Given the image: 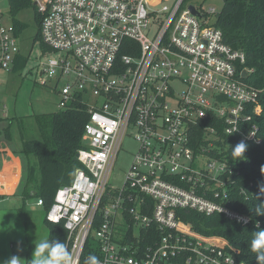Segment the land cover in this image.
Segmentation results:
<instances>
[{
  "label": "built area",
  "instance_id": "built-area-1",
  "mask_svg": "<svg viewBox=\"0 0 264 264\" xmlns=\"http://www.w3.org/2000/svg\"><path fill=\"white\" fill-rule=\"evenodd\" d=\"M31 1L50 49L40 85L62 83L60 109L80 100L89 115L81 182L60 188L46 214L63 226L73 264L86 248L100 264H244L226 239L186 220L193 212L252 223L229 206L235 180L227 139L262 144L264 89L250 83L246 54L214 26L219 12L199 0L160 9L147 0ZM2 19L0 11V69L11 72L19 36ZM200 126L205 145L196 153L191 136ZM129 133L139 149L116 189L109 179Z\"/></svg>",
  "mask_w": 264,
  "mask_h": 264
},
{
  "label": "trees",
  "instance_id": "trees-1",
  "mask_svg": "<svg viewBox=\"0 0 264 264\" xmlns=\"http://www.w3.org/2000/svg\"><path fill=\"white\" fill-rule=\"evenodd\" d=\"M224 4L216 16L214 26L224 35V41L235 50L242 51L247 57V66L252 70L250 83L264 89V0H223ZM14 18L21 11L35 5L31 0H8ZM38 31L36 40L43 53L50 49L44 45L40 37L42 16L35 12ZM16 35L19 36L24 26L15 22ZM27 60L18 56L13 71L23 69ZM41 139L24 140V170L20 196L23 207L19 212L26 214L27 202L43 200L45 212L44 225L49 231V239H59L65 243L66 232L61 225H54L46 220V214L52 206L56 192L72 183L74 177L69 173L81 168L74 162L75 156L84 148V127L89 119L88 109L82 101H75L66 110L53 114L34 116ZM262 128L263 142L260 146L248 145L244 156L233 160L231 148L239 143L235 136L227 141L233 146L228 152L233 161L235 185L229 188L230 208L246 214L252 219L250 225H239L220 215L210 217L190 212L187 221L192 222L195 230L207 236L223 237L238 251L237 257L244 264H257L256 253L250 249L253 233L257 225L264 229V215H256L255 208L261 203L257 194L264 185V112L257 121ZM192 148L200 153L204 148L202 127L193 131ZM242 189L245 191L243 194ZM33 194V195H32ZM27 209V210H26ZM30 212V210H28ZM91 252L86 248L81 264H85Z\"/></svg>",
  "mask_w": 264,
  "mask_h": 264
},
{
  "label": "rangeland",
  "instance_id": "rangeland-1",
  "mask_svg": "<svg viewBox=\"0 0 264 264\" xmlns=\"http://www.w3.org/2000/svg\"><path fill=\"white\" fill-rule=\"evenodd\" d=\"M147 1L149 7L160 9L164 5H173L176 0ZM198 4H202L205 11L213 8L220 12L224 1L199 0ZM0 11L4 24L14 25L17 21L24 26L19 35V47L21 56L27 60L26 66L12 72L0 69V148L17 152L22 149V141L41 139L34 116L53 114L61 110L57 92L62 83L55 88L54 82H49L44 87L38 81V72L43 68L41 64L46 62L42 55L47 53L42 52L40 43L36 40L37 7L32 6L21 11L14 18L8 0H0ZM138 149L139 144L134 134L129 133L123 140L122 150L110 175V187L121 189L124 186L126 174ZM22 207L23 202L18 197L0 203V262L16 255L22 258V264H28L33 256L35 242L49 239V231L44 225V210L36 206L35 200L27 202L30 212L27 209L26 214L19 212Z\"/></svg>",
  "mask_w": 264,
  "mask_h": 264
},
{
  "label": "clouds",
  "instance_id": "clouds-1",
  "mask_svg": "<svg viewBox=\"0 0 264 264\" xmlns=\"http://www.w3.org/2000/svg\"><path fill=\"white\" fill-rule=\"evenodd\" d=\"M247 147L248 145L244 141H241L236 144L235 147L231 148L233 160L244 156ZM69 176L74 177V184H79L81 182L79 169H73L69 173ZM257 196L261 203L255 208L256 215H264V185L260 186ZM257 229L258 230L253 233L250 249L253 253H256L257 264H264V229H260L259 225H257ZM0 264H22V258L12 255L0 262ZM28 264H73V258L68 251L66 243L59 239L49 240L45 238L35 242L33 256L32 259L28 261ZM85 264H100V260L97 256L90 255Z\"/></svg>",
  "mask_w": 264,
  "mask_h": 264
},
{
  "label": "crops",
  "instance_id": "crops-1",
  "mask_svg": "<svg viewBox=\"0 0 264 264\" xmlns=\"http://www.w3.org/2000/svg\"><path fill=\"white\" fill-rule=\"evenodd\" d=\"M4 118L7 117L5 116ZM2 144L3 142L1 145ZM21 144V146H23V141ZM21 156L22 158H20ZM23 161V147L17 152L7 148H0V203L9 202V200H12L14 197H18V199L21 198L20 191L22 188L24 170Z\"/></svg>",
  "mask_w": 264,
  "mask_h": 264
},
{
  "label": "water",
  "instance_id": "water-1",
  "mask_svg": "<svg viewBox=\"0 0 264 264\" xmlns=\"http://www.w3.org/2000/svg\"><path fill=\"white\" fill-rule=\"evenodd\" d=\"M190 10H191V12H192V14H194V15H199L198 14V12H197V10L192 6V7H190ZM74 162L75 163H79V154H77L76 156H75V158H74ZM33 195V194H32Z\"/></svg>",
  "mask_w": 264,
  "mask_h": 264
}]
</instances>
